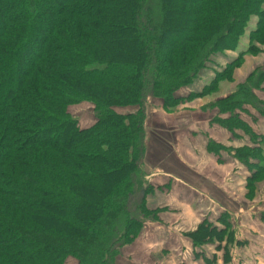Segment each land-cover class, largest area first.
Masks as SVG:
<instances>
[{
  "label": "trees",
  "instance_id": "1",
  "mask_svg": "<svg viewBox=\"0 0 264 264\" xmlns=\"http://www.w3.org/2000/svg\"><path fill=\"white\" fill-rule=\"evenodd\" d=\"M258 45L264 0H0V264H120L156 216L143 188L151 132L169 150L164 124L146 123L147 105L174 113L217 91ZM239 49L212 86L188 92ZM259 91L264 65L202 109L256 143L241 113L264 115ZM83 103L94 114L86 126L71 110ZM259 135L235 150L246 165L264 158ZM223 222L188 232L194 247L232 241Z\"/></svg>",
  "mask_w": 264,
  "mask_h": 264
},
{
  "label": "crops",
  "instance_id": "2",
  "mask_svg": "<svg viewBox=\"0 0 264 264\" xmlns=\"http://www.w3.org/2000/svg\"><path fill=\"white\" fill-rule=\"evenodd\" d=\"M245 60H248V56L245 57ZM253 60L257 61L253 62L250 66V71L264 65V61H261L258 56H254ZM262 60H264V58H262ZM246 73L247 74L245 75H248V71ZM234 90L235 87H231V89L219 92L217 96H214L212 101L226 96ZM257 96L261 100H264V91L257 92ZM207 104L208 101L201 104V106H198L197 110L205 115H195L196 119L193 123H186L185 126L190 129L187 130V132L183 130V127H178L177 122L168 120L169 116H172L175 112L161 114L162 118L157 121V126L164 124L167 128L165 131L167 136L165 144L169 150L165 151V153H167L165 155H169L170 152L177 153L178 149L176 151V147L182 149L186 142V145L189 144L191 146V154L197 158L204 155L207 163L212 161V165L219 167L220 171L223 170L225 176L228 177L227 174L230 170L233 169L234 166H237V163L234 160L235 158L232 156L235 152L232 151V148H230L231 152H221V155L227 154V157L225 158L222 156L220 160H218L216 153L208 150L207 146L209 141H216L230 147L237 143L246 145L247 140L246 138H241V141L236 140L233 138L231 132L225 127L221 126L219 123L211 121L212 117L218 115V110L216 108L203 110L202 107ZM249 109L252 110L249 111ZM254 116L255 118L253 119ZM242 117L253 130H258V134H264V115H260L255 108H248L247 113H242ZM251 118L256 124L255 127L252 124ZM195 127L197 129H195ZM151 131L153 130L151 129ZM179 131L181 132L178 133ZM151 134V138L149 139L150 153H153L151 148L152 143L153 148L155 147V149H159L157 145L161 146V143L158 139L160 137L159 135L156 134L157 137L154 139L153 132H151ZM238 134L239 136L242 135L240 133ZM198 152H201V154ZM177 158H179V160L181 158V162L188 165L180 153H177ZM188 166L190 167V165ZM150 167H153V165L151 164ZM189 169L188 172H181V170H177L180 172H172L168 169H160L162 172L161 175L165 176V178L170 181V184H158L156 188L158 190H165L171 194L172 203L161 204L158 201V198H156L158 197L157 193L155 196H150L148 193L146 195V204L150 209H155L160 206L167 208L169 206L171 210L165 209L164 212L160 213L162 215L165 213L163 216L158 217L159 214H157L155 218L147 219L148 221L145 222L138 238L133 242L134 244L139 241L144 243L148 241L149 244L158 242L157 247H159V249L157 248L158 251L154 252L155 254H151L152 257L150 260H146L147 262H139L134 254L135 252L130 248L133 244L132 243L126 247L120 260V264H264V184L262 185L261 190L262 200L250 204L238 200L239 193L234 189V184H231V192H229V190L227 191L223 185L219 184V182H221L220 177L211 176L207 173H204L203 176L200 169ZM154 172L153 169L147 170L146 176H151L152 178L153 175L157 178L159 175H154ZM200 176L206 180L208 185L202 187V178H200ZM172 182L173 184H171ZM149 184L150 187L148 186ZM149 184L145 189L152 192V190L150 191L149 189L152 187V183L149 182ZM242 189L244 188L242 187ZM172 193L176 195H173ZM153 201L158 204L152 206ZM256 206L258 209H256ZM259 206H261V208ZM226 212H228L227 214L229 217L227 214H224ZM208 213L212 214V218L207 217ZM259 214H261V217L258 216ZM222 215H224L223 218L228 221L229 228L235 226L234 231L238 239H241L244 233V236L247 239L245 247L239 248L236 246L235 240L234 245L232 246V241L227 242V238H224L221 242L216 240L213 243H207L200 248L194 247L187 232L195 231L205 219L212 222L218 229H221L224 227L221 222ZM164 217H170V219H165ZM152 231L153 234H151ZM237 232L241 234L238 235ZM155 233L161 237L157 241L156 239L151 240L150 238L151 235H154ZM226 244L229 245L228 260L225 259L223 251L227 249L225 247ZM193 252L196 253L194 254ZM181 255L183 258H180Z\"/></svg>",
  "mask_w": 264,
  "mask_h": 264
},
{
  "label": "rangeland",
  "instance_id": "3",
  "mask_svg": "<svg viewBox=\"0 0 264 264\" xmlns=\"http://www.w3.org/2000/svg\"><path fill=\"white\" fill-rule=\"evenodd\" d=\"M243 48L245 49L250 43L248 41L243 42ZM258 47L260 48V51L257 53H248L246 54L245 57L248 56V60H244L241 61L240 65L236 68L233 69V80L229 81V80H223L220 82L219 84V88L217 89V91H214L213 93H208L206 94L204 97H199V96H195L194 99L188 101L186 104H183L179 107V109L175 112V114H173L172 116H169V121L172 122H177L178 123V127L182 128L183 130L187 132V130H190L187 128L186 123L188 122H194V120L196 119L195 115H205L204 113L199 112L198 106H201V104L206 103V101H208V103H211L214 96H217L219 94V92H223L225 90L231 89V87H236L239 86V84L241 82H243L245 80V78L247 77L246 72L248 71V74H250L252 71L254 70H249L250 66L253 64V62H256L257 60H253L254 56H258V58H260L261 61L262 58H264V45H258ZM242 49H239L238 51H228L225 54L226 58H221V60H218V65L215 67H212L210 69H206L204 73H202V75L198 78V80H196L193 85L190 87V89L188 90V92H195L196 94L198 92H201L203 90H205V88L212 86V81L215 78V73L214 71L216 70H220L222 68V66L224 67L227 64L228 60L225 59H229V58H234L236 56L239 55V52ZM253 56V57H252ZM257 58V57H256ZM250 59V60H249ZM252 59V60H251ZM260 67V66H259ZM197 107V108H196ZM250 108V107H248ZM72 112L79 117L80 119V124L82 126H86L91 124L94 121V114H93V110L92 107L87 104V103H83L77 106H73L71 108ZM252 109H249V111ZM158 110L154 107L151 106V104L147 105L146 108V116H147V125L152 128H155L157 126V121H159L160 118H162L161 114H163L162 112H157ZM255 111V110H254ZM260 115H263L261 112H259ZM242 114V113H241ZM219 117H222L219 116ZM255 118V116L253 117V119ZM252 121V118H251ZM196 122V121H195ZM253 126L255 127V123L252 121ZM193 127V126H192ZM157 128V127H156ZM187 128V129H186ZM172 129V128H171ZM169 129V130H171ZM195 129H197L195 127ZM251 129V128H250ZM149 130V129H148ZM253 134H255L257 136V141L256 143L254 139H251V134L249 135V132H245L242 131L240 129H238V132L235 133L234 135L232 134L233 138H235L236 140H240L241 138H246L247 142L246 145H241L239 143L234 144L233 146L227 147L224 144H220L219 142H216L217 146H221L223 148H220L219 150L214 151V153H216L218 160H220V158L222 156H224L225 158L227 157V154L221 155V152L223 153H228L229 151L231 152L230 148H232L235 152V150H244V149H252L254 144H261L260 141H258L260 135L257 133V131L251 129ZM149 132H151L149 130ZM181 131H179L178 133H180ZM242 134L239 136V134ZM169 134V133H168ZM182 137V136H181ZM249 140V141H248ZM241 141V140H240ZM158 148L160 149H155V147L153 148V143H152V152L149 155H147L146 157V163H147V167L146 170H150L153 169L154 175L158 174L159 176L157 178H155L152 175L149 177H145V185H144V189L147 188V185L150 183H152V187L149 188L150 191L152 190V192L148 191V195L150 196H155L156 193L158 195V201L162 204H168V203H172L171 199L172 196L171 194H169L168 192H166L165 190H158L156 188V186L158 184H170V181L168 179L165 178V176L161 175L162 172L160 169H168L171 170L172 172H180L177 170H181L184 172H188V170H190L189 168H193V170H198L200 169V172L203 174L207 173L210 174L211 176H218L220 177L221 182H219L220 185H223L224 188L229 192H231V184H234L236 191L239 193L238 194V200L239 201H244L245 203H253L255 201H261L262 200V196H261V190H262V185L264 184V173L262 172V169L260 168L262 163H264V159L260 158V156H256V157H243V160L248 161L249 165H246L244 161L241 160V158L234 155H232L237 163V166H234L233 169L230 170V172L227 174L228 177L225 176V173L223 170L220 171L219 167H215L212 165V161H209L207 163V161L205 160V156L202 155L200 157H196L193 154L190 153V149L191 146L189 144L184 145V148L179 149L176 147V151L177 153L184 157L186 163L188 165H190V167L186 164H183L181 162V158L179 160V158H177V153H173L170 152L169 155H165L167 153H165L166 149L162 146L157 145ZM199 154H201V152H198ZM260 155V154H259ZM181 163V165H180ZM153 165V167H150V165ZM259 165V167L257 166ZM187 167V168H186ZM158 171V172H157ZM263 173V174H262ZM226 177V178H225ZM200 178H202V187L204 185H208V183L206 182V180L203 179L202 176H200ZM152 179V180H151ZM233 182V183H232ZM173 184V182L171 183ZM150 187V184L148 185ZM242 187L244 189H242ZM158 192H157V191ZM173 194V193H172ZM176 195V194H173ZM158 203H156L155 201L152 202V206L156 205ZM169 207V206H168ZM165 208V207H158L155 209H151L156 211V216L157 214L158 217L163 216L162 214H160L161 212H164L165 209H170L169 208ZM173 207V206H172ZM261 208V206H259ZM150 209V208H149ZM256 209L257 206H256ZM168 210V211H169ZM173 211V209H172ZM228 212L224 213L225 215ZM262 213V211H261ZM211 213H208L207 217L212 218ZM228 215V214H227ZM224 215H222L223 217ZM259 217H261V214L258 215ZM229 217V215H228ZM165 219H170L164 217ZM148 221V220H147ZM224 219L221 220L222 224L224 225ZM228 223V222H227ZM235 226H231V228H229L230 231H232V246L234 245V240H235V244L236 246H238L239 248H244L246 245V237L244 236V233L241 237V239H238L237 235L235 234ZM238 231V229H237ZM151 232V230H150ZM188 233V232H187ZM238 235H240L241 233L237 232ZM153 234V231L152 233ZM156 234V235H155ZM154 235H151V240H155L156 241L161 238L160 235H157V233H155ZM138 238V237H137ZM136 238V239H137ZM190 238V237H189ZM192 240V239H191ZM134 244V243H133ZM132 246H130V248L135 252V256L138 258L139 262H147L148 260L151 259L152 255L155 254L154 252H157L159 247L158 246V242H154V243H148V241L146 243L139 241L136 244H134ZM149 245V246H148ZM205 245V244H203ZM152 246V247H151ZM202 245H198L196 246L197 248H200ZM225 247L227 248L224 251V257L226 260H228V254H229V245L226 244ZM158 248V249H157ZM179 249V248H178ZM130 250V249H129ZM137 254V255H136ZM152 254V255H151ZM139 255V256H138ZM180 258H183V256L181 255ZM147 260V261H146ZM156 264V263H154Z\"/></svg>",
  "mask_w": 264,
  "mask_h": 264
}]
</instances>
